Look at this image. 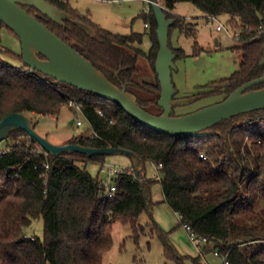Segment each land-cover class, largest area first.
Segmentation results:
<instances>
[{
    "label": "trees",
    "instance_id": "trees-1",
    "mask_svg": "<svg viewBox=\"0 0 264 264\" xmlns=\"http://www.w3.org/2000/svg\"><path fill=\"white\" fill-rule=\"evenodd\" d=\"M45 1L91 28L95 37L69 22L58 25L33 8L22 9L73 47L110 83L125 85L141 109L162 115L157 106L160 86L154 69L159 46L150 7L141 15L150 41L144 54L137 48L142 44V34L114 35L89 17L80 16L68 0ZM179 3H190L206 16L226 17L230 31L239 32V46L231 49L241 55L239 68L229 78L210 84V94L222 95L224 100L243 84L262 77L264 67L259 62L264 48V0H163V13L174 20L169 32L175 28L190 35L194 27L188 28L170 13ZM168 46L176 59L185 57L180 49ZM1 48L0 121L10 114L56 117L68 98L81 103L90 134L73 137L63 145L119 148L144 163L161 164L157 182L163 203L179 217V227L187 225L194 234L206 238L219 255L226 256V264H264V209L258 208L264 199V110L222 121L206 130L214 133L210 136L169 137L144 128L95 94L36 71L29 73L23 64L13 67L2 56L22 62L21 54ZM140 56L151 69L153 83L134 80ZM263 88L259 85L251 90ZM5 142L8 144L0 151V264H101L112 246V225H129L137 240L144 231L138 225L143 213L161 241L165 259L184 264L187 258L179 256L168 233L152 219L150 188L155 181L146 179L145 173L142 189L132 167L123 169L112 180L113 197L104 199L102 182L77 164L103 165L106 157L77 153L45 157L42 152H31L38 144L21 130L11 132ZM45 162L49 170L44 179ZM38 218L43 221V241L27 238L24 233Z\"/></svg>",
    "mask_w": 264,
    "mask_h": 264
},
{
    "label": "rangeland",
    "instance_id": "rangeland-1",
    "mask_svg": "<svg viewBox=\"0 0 264 264\" xmlns=\"http://www.w3.org/2000/svg\"><path fill=\"white\" fill-rule=\"evenodd\" d=\"M157 5L163 6V0H154ZM70 6L80 16L89 19L102 29L114 34L125 36L130 33L142 34V44L137 48L147 54L150 47L148 29L144 28L145 19L141 16L147 13V2L136 0H122L115 3H102L95 0H68ZM173 15L182 19L188 28L194 27V33L185 35L178 29H171L168 34V43L173 49H180L184 58L175 59L174 69L171 74L172 84L175 89L176 99H192L191 103L174 108L176 117L193 113L202 108L217 104L223 96L210 94V84L229 78L235 73L240 64L241 55L231 49L237 48V40L231 39L225 31L217 32L216 23H208L206 15L202 14L190 3H179L173 9ZM218 21L226 26L227 18H218ZM0 46L20 54L18 39L5 27L0 28ZM13 67L22 66L17 59L2 56ZM138 72L134 80L139 83H153L154 76L144 57L137 61ZM210 94V95H208ZM31 120L35 131L56 145H63L71 138L79 135H89L90 129L82 117L79 118L73 109L65 105L56 117L43 115H25ZM79 119L81 127H76L74 121ZM70 121L73 124L70 125ZM6 141V140H5ZM0 143V151L4 150L8 142ZM105 164L118 170L131 168L130 161L124 156L106 157ZM78 167L85 168L92 178H98L102 183L106 182V173L101 172V165L95 162L86 164L78 163ZM130 166V167H128ZM145 176L155 183L150 188L152 219L166 233L170 244L176 249L179 256L186 257L184 264H223L222 256L213 255L214 245L208 247L209 252L204 253L201 259H197V250L191 248L188 237L182 234L179 227V219L173 211L164 203L162 190L156 177H160L159 171L153 168L150 162L144 163ZM259 209H264V199L258 203ZM138 225L144 228L137 240L133 237L132 228L129 225L115 222L111 228L112 246L104 255L101 264H175L165 259L161 241L150 226L148 216L143 213L139 216ZM184 232V231H183ZM27 238H37L43 241V221L38 218L25 230ZM185 233V232H184ZM195 260V261H194Z\"/></svg>",
    "mask_w": 264,
    "mask_h": 264
},
{
    "label": "water",
    "instance_id": "water-1",
    "mask_svg": "<svg viewBox=\"0 0 264 264\" xmlns=\"http://www.w3.org/2000/svg\"><path fill=\"white\" fill-rule=\"evenodd\" d=\"M156 22L158 52L155 61V74L160 86L157 106L162 115L155 116L141 109L134 97L126 92V86L116 87L103 74L86 61L73 47L64 43L55 34L30 15L22 6L35 9L52 22L64 26L69 22L90 37L94 31L88 26L72 20L67 14L59 11L45 0H0V23L18 39L22 64L29 73L38 72L58 83L81 91L95 94L118 106L127 116L144 128L169 137H204L214 133L206 132L214 125L233 117L254 111L264 110V88L251 89L264 85V71L261 78L251 80L221 102L202 108L183 116H173V109L191 103L192 99H176L171 74L174 69L175 54L168 46L169 28L174 20L167 19L163 8L154 0H147ZM2 48L0 47V52ZM41 57V58H39ZM259 65L264 67L263 57ZM119 71L115 73L117 77ZM70 125L73 121H70ZM23 131L51 157L77 153L87 157L124 156L139 178L143 189L144 162L133 153L119 148H87L80 145H56L39 135L31 120L23 114H10L0 121V143L8 139L15 131Z\"/></svg>",
    "mask_w": 264,
    "mask_h": 264
},
{
    "label": "built area",
    "instance_id": "built-area-1",
    "mask_svg": "<svg viewBox=\"0 0 264 264\" xmlns=\"http://www.w3.org/2000/svg\"><path fill=\"white\" fill-rule=\"evenodd\" d=\"M100 1H106V2H112L111 0H100ZM116 2L118 1H122V0H115ZM136 1H141V2H147V0H136ZM164 9V8H163ZM148 11V10H147ZM206 21H208V23H213L215 22L216 23V27H215V30L217 32H222V31H225V33L233 40H237L239 38V32H232L230 31V29H228L226 26L222 25L219 21H218V18L214 17V16H206ZM148 26L145 24V28H147ZM264 33V32H263ZM26 70H28L26 68ZM69 108L73 109L74 113L77 114V116L82 117L83 118V115H82V105L81 103H77L75 102L73 99L71 98H68V101H67V104H66ZM99 115H101L100 112H98ZM74 125L76 127H81L82 126V122L79 120V119H76V121H74ZM31 152L33 153H44V156L47 157V156H50L48 153H46L43 149L40 148V146L38 145L37 148H32L31 149ZM199 157L203 160L206 159V157L203 155V154H200ZM153 165V164H152ZM42 168L44 169L43 171V178L45 179L46 178V174H47V171L49 170V166L48 164L45 162L43 163L42 165ZM153 168L155 170H158L161 168V164H158V165H153ZM123 169H116V168H113L111 167L110 165H106V164H103L101 165V172L103 173H106L107 175V180L106 182L102 183L103 187H104V191H103V198L104 199H110L113 197L114 195V192H115V187L112 183V180L113 178H115L118 174H120L122 172ZM160 177L157 176L156 179L158 180ZM186 232H187V235H188V240L189 242L191 243V245L193 247H195L196 249H198L199 251V254L200 255H204V253L206 252V248L209 247L210 245H212L210 242H208V240L206 238H202V237H199L197 236L196 234H194L191 230V228L187 225H182L181 226ZM213 255L215 257H219L220 255L218 254L217 251H214L213 252ZM222 256V255H221ZM225 258L226 256L223 255L222 256V259H223V264H226L225 262Z\"/></svg>",
    "mask_w": 264,
    "mask_h": 264
},
{
    "label": "crops",
    "instance_id": "crops-1",
    "mask_svg": "<svg viewBox=\"0 0 264 264\" xmlns=\"http://www.w3.org/2000/svg\"><path fill=\"white\" fill-rule=\"evenodd\" d=\"M95 1H98V2H102V3H115L116 1L115 0H111L112 2H106V1H100V0H95ZM119 2V1H118ZM171 14H173V12L171 11L170 12ZM144 28H145V24H144ZM145 29H147V28H145ZM128 167H130V166H128ZM123 169H125V168H123ZM145 173V172H144ZM162 198H163V195H162ZM160 203H163V201H159ZM174 213V212H173ZM174 215L175 216H177V214H175L174 213ZM177 218L179 219V217L177 216ZM181 228V227H180ZM181 231H182V234H183V236L185 237V235L188 237V235H187V232L183 229V228H181ZM185 233H184V232ZM189 241V240H188ZM189 243V245H190V247L191 248H194V249H196L195 247H193L192 245H191V243L190 242H188ZM207 250H206V252L205 253H207V251L209 252V250H208V247L206 248ZM197 250V259H201V257L203 256V255H200L199 254V251H198V249H196Z\"/></svg>",
    "mask_w": 264,
    "mask_h": 264
}]
</instances>
